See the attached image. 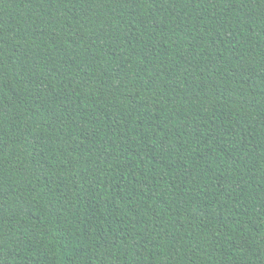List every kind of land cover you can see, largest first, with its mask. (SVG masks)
Segmentation results:
<instances>
[{"label": "trees", "instance_id": "16d2710c", "mask_svg": "<svg viewBox=\"0 0 264 264\" xmlns=\"http://www.w3.org/2000/svg\"><path fill=\"white\" fill-rule=\"evenodd\" d=\"M0 264H264V0H0Z\"/></svg>", "mask_w": 264, "mask_h": 264}]
</instances>
